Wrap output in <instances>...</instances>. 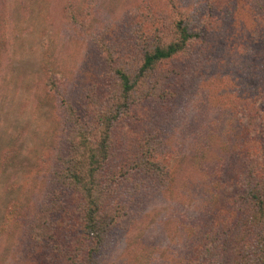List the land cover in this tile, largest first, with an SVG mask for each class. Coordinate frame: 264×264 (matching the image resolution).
<instances>
[{"label":"rangeland","instance_id":"obj_1","mask_svg":"<svg viewBox=\"0 0 264 264\" xmlns=\"http://www.w3.org/2000/svg\"><path fill=\"white\" fill-rule=\"evenodd\" d=\"M258 1L0 0V264H79L80 197L54 178L56 153L75 117L92 120L118 102L107 56L133 76L144 51L174 40L179 20L194 41L139 83L112 131L109 172L116 179L102 209L121 216L120 208L125 221L98 260L182 264L187 227L195 223L196 235L207 234L194 219L206 193L203 172L211 177V122L223 120L234 134L237 122L225 118L240 114L248 99L240 91L258 102L256 90L264 88ZM257 107L264 109V99ZM149 145L159 148L169 178L125 174L151 153ZM254 160L236 158L227 194L240 191L236 176L243 179ZM260 181L263 187L264 175ZM235 204L244 217L254 215L244 197ZM248 223L237 226L239 245L228 240L226 264L264 259V218Z\"/></svg>","mask_w":264,"mask_h":264},{"label":"trees","instance_id":"obj_2","mask_svg":"<svg viewBox=\"0 0 264 264\" xmlns=\"http://www.w3.org/2000/svg\"><path fill=\"white\" fill-rule=\"evenodd\" d=\"M258 3L260 13L263 15L259 47L264 50V0ZM172 29L175 35L174 40L166 45H157L150 51H144L138 70L133 76L114 66L111 54L107 56L112 75L118 80V102L112 107L98 110L92 120L87 117L79 121L78 117H75L72 128L66 135L67 142L61 144L56 153L54 178L62 182L67 189L74 190L80 197L79 214L82 233L79 234L82 240L75 250L77 254L74 255L80 260L79 264H84L88 259L92 264H99L98 259L103 256L111 238H114V230L119 229L120 224L125 221L120 208L114 206L121 216L104 212L102 209L104 203L107 202L105 201L106 186L113 182L111 179L114 181L116 179L109 172V161L113 154L112 131L118 121L123 118L125 109L130 105L131 94L139 87V83L162 62L182 54L187 45L192 43L196 37L191 34L182 20L175 22ZM260 60L264 66V54L260 56ZM257 90L258 102L257 100L255 102L254 98L251 99L252 96H248V90L247 92L240 91V98L248 97V99L244 102L238 114L239 117L228 113V117L225 118H233L237 122L234 134L230 133L231 130L227 128L228 125H225L223 120L219 122V118H215L211 122V127L217 124L216 129H211V177L208 171L203 172L206 182L204 181L202 188L206 193L200 203L201 208L197 210V215L200 217L196 216L194 219L205 225L204 229L207 234L196 235L195 223L187 227L191 232L182 234L183 246L186 247L187 252L183 261L180 260L182 264H226L228 253L231 252L228 240H234L236 245L241 243L237 239L240 237L236 232L237 226H248L247 221H251L258 214L264 218V185L262 187V181L259 182V178L264 175V167L260 165L256 148L259 143V145H264V109L259 111L257 107L264 99V88L260 87ZM228 122L234 121L228 120ZM233 126L232 124L231 128ZM246 144L247 151L242 148ZM149 148L151 153L142 156V158L147 156L146 159L140 157L131 162L132 166L126 170L125 174L143 171L146 175L161 180L169 178L170 169L162 164V156L157 157L160 152L159 148L156 146ZM238 149L239 153L233 154ZM240 156L241 158L245 156V162L252 158L255 160L249 163L246 171L245 168L243 169V179L242 175L236 176L242 184L240 191L229 195L227 191L231 188L228 184V177L232 173L233 162L236 158L238 161L241 160ZM207 159L209 160L210 157ZM237 197H244L248 203L252 204L254 215L250 218L248 215L244 217V213L235 204ZM261 259L264 263V259ZM262 262L259 259L252 260V264Z\"/></svg>","mask_w":264,"mask_h":264}]
</instances>
